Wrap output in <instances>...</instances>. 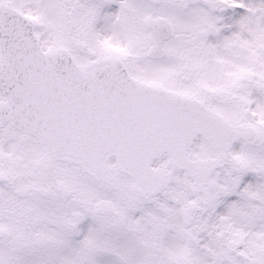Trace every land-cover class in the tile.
Masks as SVG:
<instances>
[{"label":"snow or ice","instance_id":"6c2138e0","mask_svg":"<svg viewBox=\"0 0 264 264\" xmlns=\"http://www.w3.org/2000/svg\"><path fill=\"white\" fill-rule=\"evenodd\" d=\"M0 264H264V0H0Z\"/></svg>","mask_w":264,"mask_h":264}]
</instances>
